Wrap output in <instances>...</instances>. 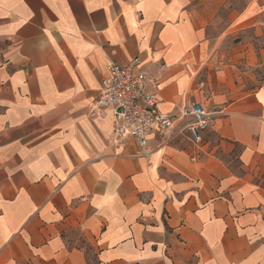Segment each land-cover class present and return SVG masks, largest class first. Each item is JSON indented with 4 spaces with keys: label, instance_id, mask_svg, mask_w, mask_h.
I'll list each match as a JSON object with an SVG mask.
<instances>
[{
    "label": "crops",
    "instance_id": "0c3cea01",
    "mask_svg": "<svg viewBox=\"0 0 264 264\" xmlns=\"http://www.w3.org/2000/svg\"><path fill=\"white\" fill-rule=\"evenodd\" d=\"M227 1L0 0V264H264V85L230 95L264 0ZM134 58L161 112L213 114L200 147L145 156L91 110Z\"/></svg>",
    "mask_w": 264,
    "mask_h": 264
},
{
    "label": "built area",
    "instance_id": "2783aa9c",
    "mask_svg": "<svg viewBox=\"0 0 264 264\" xmlns=\"http://www.w3.org/2000/svg\"><path fill=\"white\" fill-rule=\"evenodd\" d=\"M107 71L108 78L103 80L97 104L91 110L113 111V136L118 144L132 139L144 150L145 156L150 153L151 135L162 145H169L179 135L194 148L203 144L204 134L212 128L214 120L202 103L184 106L178 116L161 112V84L143 71L140 58H134L127 65L110 63ZM186 119L177 127V121Z\"/></svg>",
    "mask_w": 264,
    "mask_h": 264
},
{
    "label": "rangeland",
    "instance_id": "374dc122",
    "mask_svg": "<svg viewBox=\"0 0 264 264\" xmlns=\"http://www.w3.org/2000/svg\"><path fill=\"white\" fill-rule=\"evenodd\" d=\"M230 5L236 6L238 8H243L246 3L247 0H228L227 1ZM232 6H230L231 8ZM229 9H226L223 12V17H224V21L217 24L216 26L212 27L209 30V35H211L212 37L217 35L221 29H223L225 27V23H226V15ZM238 68L240 70H242V75H241V80H240V88L238 90H236L235 92H230L231 96L237 95L238 93H242L243 91H247L248 89H256L262 85H264V69L262 67H257L253 70H248L247 68H245L244 65H238ZM255 74V76H253V74ZM252 74V75H251ZM212 114V113H211ZM213 115V114H212ZM171 145H176L182 148H187V147H191L190 143L182 136H176L171 142Z\"/></svg>",
    "mask_w": 264,
    "mask_h": 264
}]
</instances>
